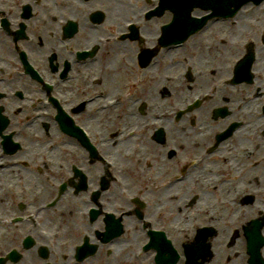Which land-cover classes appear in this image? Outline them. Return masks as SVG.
Returning a JSON list of instances; mask_svg holds the SVG:
<instances>
[{
	"label": "flooded vegetation",
	"instance_id": "obj_1",
	"mask_svg": "<svg viewBox=\"0 0 264 264\" xmlns=\"http://www.w3.org/2000/svg\"><path fill=\"white\" fill-rule=\"evenodd\" d=\"M166 14L164 12L161 18ZM21 17L26 18L24 16ZM26 19L29 21L30 18ZM127 41L128 46L132 47L129 39ZM140 44L142 43H139V46ZM152 45L154 44H145L144 47ZM219 52V50H215V53ZM219 64L208 63L201 66L213 68L220 66ZM111 67L109 80L105 86L110 96L116 94L124 95V103L127 110L126 117L129 119L124 125L123 130L126 131L131 128L130 118L133 113L132 110L137 108L136 106L138 104L149 98V74L147 73V69L139 63L136 49L133 48L117 49L113 61H111ZM163 67V63H158L153 66L156 73L151 76H159L160 78L159 80H153L154 85L162 82ZM211 72L218 75L207 78L196 91L192 92V96L201 91L214 90V97L205 106L190 112L189 116L205 118L217 117L218 115L215 114L216 108L218 106L222 107L230 102L231 107H224L222 112L225 116L229 115V120L233 121L240 118L241 115L247 114L254 118V125L252 127L236 129L237 125L231 123L228 128L221 126L218 128L208 127L206 131L205 128L202 130L199 129L203 133H199L192 128L182 130L172 129V139L181 141L183 145L162 154L157 169L158 174L162 175L163 179L186 167L187 163L185 162V158L204 157V159L201 164L193 163L195 166L189 170L187 179L173 184L168 190H163L162 188L160 190L162 192L168 191L172 193L180 192L181 189L185 191L183 184L192 183V191L187 201V206H194L199 199L203 202L204 199L200 195L213 199L221 197L224 200L225 204L220 208L216 216V222L214 223L217 228V234L211 239L213 255L210 259H206L208 261L204 262V264H248L250 255L247 250L250 249V246H256L257 244H259L261 253V257L257 259L259 261L257 264H264V213L258 209V206L264 208V104L261 107L258 104L256 107L250 102L247 106L243 103L242 96L239 97V100L234 95L228 96V94L238 92L239 87L237 85H227L219 82L218 78L225 74L224 70L217 71L211 69ZM246 90L249 94H253L255 98L260 96L261 90L252 83H249ZM157 98L162 100V93L157 94ZM188 98L184 95L179 96L178 101L181 102ZM123 104L113 106L112 108L114 112L112 116L114 121L112 120V124L119 130L122 129L115 120L120 116ZM260 123L262 125L261 128L259 127ZM232 124H235V126L230 128ZM229 129L232 132H237V140L232 143L215 144L214 138L218 132L222 133V131ZM196 138L201 140L200 146L194 145ZM212 142H214L213 145ZM208 148L212 150L208 152L209 154L205 153ZM214 153H217L216 155L220 154L222 158H213ZM67 178L69 176L64 177V179ZM236 198L240 199V203H235ZM238 213L240 216L237 223L225 224L226 221L232 222L236 220L235 218ZM234 225L239 228V236L235 243V249L229 251L230 248L227 249L223 246L226 241V236L222 233V228L224 227L223 230L227 233L232 231L231 227ZM257 231H261L260 236L251 241L249 239L250 234L253 233L256 235ZM216 248L220 249L219 252H216ZM232 254L236 256L234 260H231L230 255Z\"/></svg>",
	"mask_w": 264,
	"mask_h": 264
},
{
	"label": "rangeland",
	"instance_id": "obj_2",
	"mask_svg": "<svg viewBox=\"0 0 264 264\" xmlns=\"http://www.w3.org/2000/svg\"><path fill=\"white\" fill-rule=\"evenodd\" d=\"M86 4L89 7L92 6V7H95V8L98 7V8H101V9L102 8L107 9L111 13L110 19L113 18V17L120 16V15L125 17V18H127V19H130V18L134 17L133 15L136 12L140 13V11H142L146 7L152 5L153 4V0H151L150 3H148L147 0H134V1L130 2V3H122V0H118V2H116V0H88V1H86ZM70 5H71V8L67 9V8H64L63 0H46L44 5L40 8V12H42V14H44L46 17L44 16L45 19H43L44 17L41 18V19H37V18L34 19L38 23V26L36 28L39 29V30H42L44 32V31H47V28L45 26V22L51 21L53 19L55 21V24H56L57 21L59 19H62L63 17H65V15L75 14L76 16H78V14L82 13L81 10H78V9L75 8V6L72 4V0L70 2ZM134 6H137V10L136 11L133 10ZM53 13H55V14L53 15V17L51 19L50 15L53 14ZM258 13H260V12H258ZM245 18H246L245 15H244V17H242V16L240 17V19H239V24L240 25L239 26H237V24H234V23L224 22V23L217 24L216 26H214V29L216 31L221 30L222 32L231 31L230 33L225 35L226 36L225 38H229L230 41H232V39L236 38V37H248V38H251V37L256 35V32L261 31L262 29H264V22L259 24V25H261V27L258 29V27H257L258 23H255V24L251 25L250 22H251L252 18H247V19H249L250 26H248V28L246 30H240L239 27H241L245 23V20H246ZM96 32H97V29H96ZM244 33H248V34L244 35ZM41 35H43V37L45 39L47 38L46 35H44V34H41ZM197 39L198 40H197L196 43H194L192 45H188V47L183 48L181 50H178L175 53H177L178 55L181 54V55H186V56H190V55L191 56H195L197 53H199L201 51V49L203 51H206L207 50L206 44L208 43L209 39L206 36H202V37L197 38ZM220 40L221 39L219 37L215 38V41H218L217 42L218 44H221ZM53 45H54V43L50 42L49 48L47 50H45V57L43 59L42 58H40V59L45 60L47 58L46 56L48 54L52 53ZM130 45L135 47L136 43L134 41H132V42H130ZM234 51H236V49ZM192 52H195V54L192 55ZM167 55H169V53ZM238 55H241V53L233 54L231 56H229V53H225L224 56H222L220 58V60L222 62H224L223 64L230 65V61H231L232 57H236ZM36 58H38V57L36 56ZM201 59L204 60L205 56L202 57ZM175 60H174V62H179V61H175ZM195 61H197V64H199L198 60H195ZM221 61H220V63H221ZM184 62L185 61L182 60V64H184ZM158 63L172 64L173 62L170 59L161 58ZM174 69L175 70H180L181 68H179V66H177V68H174ZM174 69L173 68L172 69H166L165 71L171 72ZM165 71H164V73H165ZM147 73H149L148 70H147ZM220 120L221 119L218 120V123L221 122ZM200 126H201V128L204 127L205 131H206V129L208 127H213L214 124H213L212 120H209L208 122H203V120H201L200 121ZM15 127H16V125H13V128H15ZM191 128H195V130L197 132L203 133V131H200L198 129V127H191ZM29 137L30 136L24 135V139L26 141H28V142L30 141ZM33 139H34V137H32V140ZM41 140H43V139H40V140L35 141V142H39ZM236 140H234V142ZM49 141H51V140H49ZM55 142H56L55 150H58V148H59L58 142L59 141L55 140ZM196 145L200 146V141H197ZM40 146H41V150L38 151L35 156H32L33 159L36 160L39 163L36 164V165L33 164L31 167H28L32 171L29 170V169H25L26 171H28L30 173H33V177L35 179H36V177H39L40 173L45 172V170L49 171V167L50 166L53 167L52 169L57 170L59 168V165L56 163L57 160L59 159L60 162H63V160H64V157L61 155V153H60V155L58 154V156L56 157V159H57L56 160V159H54L55 158L54 154H53V156L47 154L45 152V147H43L42 144ZM45 158L46 159H50L51 161L49 163H47L45 161ZM60 175H62V174H60ZM60 175H58V176H60ZM15 184H17V183H15ZM185 222L186 223L191 222V220L188 218V216L185 218ZM132 246L127 248L125 253H123L121 255L123 258L128 259V260L132 259V256H131V252H132V248H133Z\"/></svg>",
	"mask_w": 264,
	"mask_h": 264
},
{
	"label": "bare ground",
	"instance_id": "obj_3",
	"mask_svg": "<svg viewBox=\"0 0 264 264\" xmlns=\"http://www.w3.org/2000/svg\"><path fill=\"white\" fill-rule=\"evenodd\" d=\"M216 48H218V44L213 45V46L211 47V50H212V51H215ZM174 82H175L176 85H180L179 77H178V80H174ZM186 93H187V91L184 90L183 92L180 93V95H185ZM34 150H40V149H37V145H32L31 151H34ZM22 178H23L24 180H28V179H30V176H29L28 174H23V175H22ZM133 231H134V233H135L136 235H138V236L141 234V231H140V229L138 228V225H137V224H134V226H133Z\"/></svg>",
	"mask_w": 264,
	"mask_h": 264
}]
</instances>
